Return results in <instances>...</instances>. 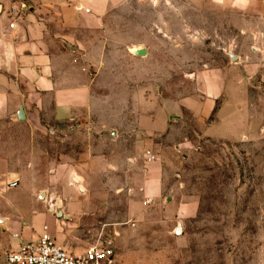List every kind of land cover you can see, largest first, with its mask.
Returning <instances> with one entry per match:
<instances>
[{"label":"rangeland","instance_id":"rangeland-1","mask_svg":"<svg viewBox=\"0 0 264 264\" xmlns=\"http://www.w3.org/2000/svg\"><path fill=\"white\" fill-rule=\"evenodd\" d=\"M117 1L110 27L133 60L119 66V76L128 78H100L95 88L100 112L65 120L55 131L45 122L33 129L25 121L2 119L7 163L0 171V219H6L0 220V264L15 248L14 239H26V226L37 233L32 214L54 215L58 233L75 253L112 236L113 264H264V140L187 141L185 135L200 126L189 115L182 122L176 117L181 97L195 91L192 74L207 66L239 82L243 96L264 95V78L244 84L243 78H226L235 62L227 51H264V21L250 7L245 15L243 8L223 9L212 0ZM20 2L31 0L0 5ZM131 45L148 49V55L137 56ZM144 67L149 77L146 71L142 76ZM115 102L118 115H111ZM171 125L185 135L166 140ZM101 134L132 148L133 160L117 167L89 155ZM149 139L152 150L140 147ZM148 151L162 156L164 190L155 200L143 195ZM55 170L69 182L51 178ZM66 181L84 201L70 216L60 200Z\"/></svg>","mask_w":264,"mask_h":264},{"label":"crops","instance_id":"crops-1","mask_svg":"<svg viewBox=\"0 0 264 264\" xmlns=\"http://www.w3.org/2000/svg\"><path fill=\"white\" fill-rule=\"evenodd\" d=\"M212 1L222 5L223 9L234 4L243 8L245 15L250 7L259 16L257 20L264 21V2L261 0ZM118 3L117 0H31V3L20 2L19 5H0V126H3L2 119L7 117L15 123L25 121L33 129L42 127L45 122L53 125L55 131L65 120L92 118L100 112L102 99L95 89L102 84L100 78H128L119 76V66L130 65L133 60L129 52L119 48L117 35L110 27L111 14ZM12 8H15L14 12ZM12 21H15L14 27L10 25ZM133 46L140 48L131 45L128 49L131 51ZM146 50L148 55L149 50ZM263 52L260 47L254 48L253 53L243 49L235 51L237 59L229 65L226 78H243L242 84L248 78H264ZM123 68L128 71L127 67ZM145 71L149 77L145 67L142 76ZM191 77L195 81V91L181 97L176 117L182 122L189 115L200 127H193L190 134L185 135L180 128L171 125L166 140H172L175 133L184 134L187 141L191 138L226 141L246 138L256 143L264 140L263 94L250 92L243 96L239 82L225 80L222 73L208 66L195 71ZM115 105L111 115H118L117 102ZM21 107L23 120L18 118ZM143 127L151 132L152 128L144 122ZM100 136L89 145V155L114 161L117 167L133 160L132 148L119 146L118 140L103 137L106 134ZM108 136L113 138L116 133L109 132ZM108 143L110 149L103 150V145ZM144 146L151 148L150 139L142 141L140 147ZM87 153L85 151L84 155ZM161 158L159 155L156 160L147 162L143 195L149 200L163 194ZM5 162V144L0 141V171ZM51 178L69 182V177L60 175L59 170H55ZM67 181L63 184L60 200L63 198V210L70 216L83 208L84 201L79 200L76 186L68 187ZM29 219L37 233L32 232L31 226H26L24 240L37 239L46 226L52 236L68 248L63 235L56 229L54 215L32 214ZM13 243V249H16L19 241L14 239Z\"/></svg>","mask_w":264,"mask_h":264},{"label":"built area","instance_id":"built-area-1","mask_svg":"<svg viewBox=\"0 0 264 264\" xmlns=\"http://www.w3.org/2000/svg\"><path fill=\"white\" fill-rule=\"evenodd\" d=\"M10 25L14 27L15 21ZM147 154L150 155L148 161L156 160L150 151ZM115 255L112 236H101L85 251L75 253L67 250L45 229L35 240L21 239L19 246L6 254L5 260L6 264H113Z\"/></svg>","mask_w":264,"mask_h":264},{"label":"water","instance_id":"water-1","mask_svg":"<svg viewBox=\"0 0 264 264\" xmlns=\"http://www.w3.org/2000/svg\"><path fill=\"white\" fill-rule=\"evenodd\" d=\"M135 53H136L137 55H139V56H144V55H146L147 50H146V48L142 47V48H139L138 50H136ZM227 54L229 55V57H230L231 60L235 61V60L237 59V56H236V54H235L234 52H232V51H228ZM18 118H19L20 120H23V119L25 118V117H24V110H23V107H21L20 110H19V112H18ZM42 195H43V194H42ZM60 214H61V213H60ZM60 214H59V215H60ZM178 232H179V233L182 232V228H181V226H179V228H178Z\"/></svg>","mask_w":264,"mask_h":264},{"label":"bare ground","instance_id":"bare-ground-1","mask_svg":"<svg viewBox=\"0 0 264 264\" xmlns=\"http://www.w3.org/2000/svg\"><path fill=\"white\" fill-rule=\"evenodd\" d=\"M0 10H1V8H0ZM138 49H139V47L135 48L134 52H136V50H138ZM0 220H4V219L1 218Z\"/></svg>","mask_w":264,"mask_h":264}]
</instances>
